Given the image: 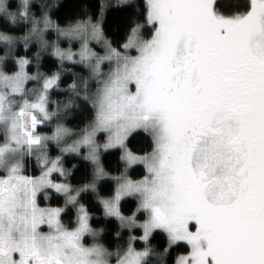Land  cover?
<instances>
[{
    "label": "snow or ice",
    "instance_id": "1",
    "mask_svg": "<svg viewBox=\"0 0 264 264\" xmlns=\"http://www.w3.org/2000/svg\"><path fill=\"white\" fill-rule=\"evenodd\" d=\"M0 264H264V0H0Z\"/></svg>",
    "mask_w": 264,
    "mask_h": 264
},
{
    "label": "trees",
    "instance_id": "2",
    "mask_svg": "<svg viewBox=\"0 0 264 264\" xmlns=\"http://www.w3.org/2000/svg\"><path fill=\"white\" fill-rule=\"evenodd\" d=\"M229 2V0H221V3L227 4ZM132 147L134 148V150H139L142 147H146V141L143 140H139V141H134L132 144ZM118 157L117 156H110L107 160V164L108 166L115 171V169L118 166ZM136 178H139V173L136 174ZM164 241L162 239H157L156 241H154V243L159 246L163 243Z\"/></svg>",
    "mask_w": 264,
    "mask_h": 264
}]
</instances>
